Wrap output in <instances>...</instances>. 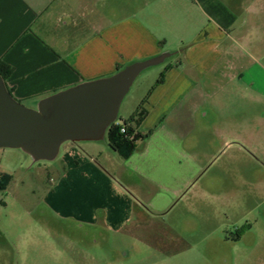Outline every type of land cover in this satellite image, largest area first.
I'll return each instance as SVG.
<instances>
[{
	"label": "crops",
	"instance_id": "0c3cea01",
	"mask_svg": "<svg viewBox=\"0 0 264 264\" xmlns=\"http://www.w3.org/2000/svg\"><path fill=\"white\" fill-rule=\"evenodd\" d=\"M262 3L0 0V62L11 68L6 86L24 105L170 54L168 63L146 75L154 78L123 118L141 108L143 120L129 124L151 134L126 160L105 138V147L64 143L62 173L49 202L62 211L74 208L84 223L117 229L136 212L141 216L140 197L154 198L147 207L163 212L213 157L253 147L260 135L257 111L264 106Z\"/></svg>",
	"mask_w": 264,
	"mask_h": 264
},
{
	"label": "rangeland",
	"instance_id": "374dc122",
	"mask_svg": "<svg viewBox=\"0 0 264 264\" xmlns=\"http://www.w3.org/2000/svg\"><path fill=\"white\" fill-rule=\"evenodd\" d=\"M168 62L137 76L116 123L154 78L146 75ZM257 115L260 135L253 147L213 157L163 212L147 207L154 198L140 197L141 216L136 212L117 229L84 223L74 208L62 211L49 202L67 144L53 161L34 162L21 150L0 149V180L9 177L0 190V264H264V106ZM97 143L105 147V140ZM104 175L119 182L111 172Z\"/></svg>",
	"mask_w": 264,
	"mask_h": 264
},
{
	"label": "water",
	"instance_id": "95a60500",
	"mask_svg": "<svg viewBox=\"0 0 264 264\" xmlns=\"http://www.w3.org/2000/svg\"><path fill=\"white\" fill-rule=\"evenodd\" d=\"M170 54L133 63L110 77L84 82L28 108L14 99L0 76V149H18L34 162L53 161L66 142H99L116 122L134 80Z\"/></svg>",
	"mask_w": 264,
	"mask_h": 264
},
{
	"label": "trees",
	"instance_id": "16d2710c",
	"mask_svg": "<svg viewBox=\"0 0 264 264\" xmlns=\"http://www.w3.org/2000/svg\"><path fill=\"white\" fill-rule=\"evenodd\" d=\"M119 70L121 69L118 68L116 72ZM10 73L11 68L0 62V76L6 80ZM163 77L164 74L161 73L155 84H161L163 82ZM19 102L22 103L21 101ZM145 114L146 112L144 110L138 108L128 120L121 121L120 123L115 122L107 129L105 139L108 147L120 158L124 160L128 159L134 153L136 143L146 139L151 134V132L145 135L136 133L129 124L133 123L134 125H138L143 120ZM121 129H124V133H121ZM8 179L9 177L6 176L4 181L3 179L0 180V190L3 189V185L8 181Z\"/></svg>",
	"mask_w": 264,
	"mask_h": 264
},
{
	"label": "built area",
	"instance_id": "2783aa9c",
	"mask_svg": "<svg viewBox=\"0 0 264 264\" xmlns=\"http://www.w3.org/2000/svg\"><path fill=\"white\" fill-rule=\"evenodd\" d=\"M121 133H124V129H121Z\"/></svg>",
	"mask_w": 264,
	"mask_h": 264
}]
</instances>
